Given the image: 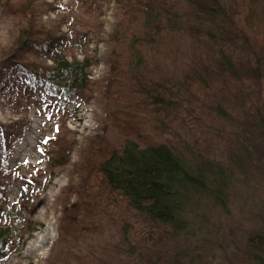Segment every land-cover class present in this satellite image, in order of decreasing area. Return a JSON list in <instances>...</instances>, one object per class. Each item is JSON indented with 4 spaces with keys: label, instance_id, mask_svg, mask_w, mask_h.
<instances>
[{
    "label": "rangeland",
    "instance_id": "1",
    "mask_svg": "<svg viewBox=\"0 0 264 264\" xmlns=\"http://www.w3.org/2000/svg\"><path fill=\"white\" fill-rule=\"evenodd\" d=\"M244 1L251 12L246 24L259 27L256 33L264 38V0ZM0 5H6L0 11V224L16 234L0 253V264H50L52 253L60 255L65 247L58 243L60 197L66 192L72 200L78 197V189L68 186L78 178L71 164L87 138L105 128L116 149L124 144L130 133L124 136L118 128L125 119L189 164L220 167L230 187L224 189V204L193 198L186 204L192 213L187 230L174 232L160 223L159 238L149 236L148 228L139 231L142 224L126 204L106 190L107 197L91 202L90 210L78 211L80 223L98 226L76 244L89 254L86 262L257 264L252 254H264V70L253 80L236 70L229 81L217 64L220 49L196 30L143 34L141 13L140 28L132 23L134 0H0ZM46 34L54 43H43ZM28 35L37 38L31 43L37 57L22 50ZM228 45L242 50L239 41ZM52 48L88 61L87 88L66 97L38 79L40 63L44 69L54 66ZM224 48L235 57L236 50ZM59 133L64 145L69 138L76 141L70 164L52 159ZM44 234L45 243L30 250Z\"/></svg>",
    "mask_w": 264,
    "mask_h": 264
},
{
    "label": "trees",
    "instance_id": "2",
    "mask_svg": "<svg viewBox=\"0 0 264 264\" xmlns=\"http://www.w3.org/2000/svg\"><path fill=\"white\" fill-rule=\"evenodd\" d=\"M245 2L240 0L238 9V0H134L135 19L132 23L140 28L141 13V25L146 29L141 32L145 35H152L150 33L154 30H196L209 46L215 44L220 49L217 64L225 69L226 72L221 69L224 78L234 81L238 70L240 77L253 80L264 70V38L256 33L261 30L259 27L246 24L251 12L244 7ZM3 7L6 5H0V11ZM26 37L28 39L24 40L25 48L22 50L37 57L31 46L36 36ZM43 37V43H54L53 35ZM38 39L41 41L42 37ZM237 41L242 50L228 45ZM223 48L226 51L236 50L232 54L235 57H230ZM51 51L54 66L44 69V63H40L38 79L47 81L50 87L66 97L87 88L90 83L88 61L71 59L61 48H52ZM17 66L22 71L27 69L21 64ZM223 95L232 96L229 92ZM217 103L221 105L219 100ZM124 122L125 126L118 128L124 136L130 133L124 144L116 149L105 128L104 132L87 138L79 159L71 164L78 178H71L68 186L78 189V197L72 200L69 192L60 197L63 211L58 218L61 225L58 243H64L65 247L60 249V255L51 254L50 264H88L85 258L89 254L83 247L77 249L76 244L81 234L98 226L89 221L80 223L82 214L78 211L81 207L90 210L91 202L107 197L106 190L121 198L136 223L142 224V229H137L148 228L152 238L161 236L155 231V226L160 223L171 226L174 232L186 231L187 214H192L186 210V204L189 205L193 198H210L215 204H224V189L230 187L231 179L220 167L203 170L194 163L191 165L163 140L150 138L148 132L139 129L133 121L125 119ZM61 134H57V150L52 159L58 162L57 165H66L70 164V151H74L77 144L74 138H69L64 145ZM60 142L67 153L64 154ZM132 229L134 233L135 229ZM15 235L11 227L0 224V253L6 250ZM252 255L257 264L264 260L260 251Z\"/></svg>",
    "mask_w": 264,
    "mask_h": 264
},
{
    "label": "bare ground",
    "instance_id": "3",
    "mask_svg": "<svg viewBox=\"0 0 264 264\" xmlns=\"http://www.w3.org/2000/svg\"><path fill=\"white\" fill-rule=\"evenodd\" d=\"M46 239H47V235L44 234V235L42 236V238H39V240H38V239L35 240V241L33 242L32 246L30 247V250H32V249H34L35 247H37V246H39V245L45 243Z\"/></svg>",
    "mask_w": 264,
    "mask_h": 264
}]
</instances>
